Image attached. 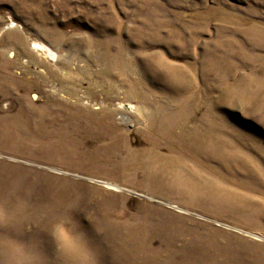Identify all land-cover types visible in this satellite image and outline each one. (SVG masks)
Instances as JSON below:
<instances>
[{
	"label": "rangeland",
	"instance_id": "1",
	"mask_svg": "<svg viewBox=\"0 0 264 264\" xmlns=\"http://www.w3.org/2000/svg\"><path fill=\"white\" fill-rule=\"evenodd\" d=\"M0 264H264V0H0Z\"/></svg>",
	"mask_w": 264,
	"mask_h": 264
},
{
	"label": "bare ground",
	"instance_id": "2",
	"mask_svg": "<svg viewBox=\"0 0 264 264\" xmlns=\"http://www.w3.org/2000/svg\"><path fill=\"white\" fill-rule=\"evenodd\" d=\"M21 42V44H22V41H20ZM110 45V44H109ZM97 46H100L101 47V44H98ZM111 47H113L112 45H111ZM117 48H121V47H117ZM123 49V48H122ZM98 50H99V48H98ZM41 51H43V52H45V54L47 55V54H49L50 56H52L53 57V54H50V53H48V51H47V49H46V46L45 45H43V44H41V49L40 50H38L37 52L38 53H40ZM100 51V50H99ZM119 58H117L116 59V61L119 63V66H122V68L120 67L119 68V71L121 72V76H124L125 78L127 77V79L125 80V82H123V86L124 85H127V87H128V90L126 91V93L128 94V96H129V98L131 99V100H133V102L134 103H136L135 105L136 106H134L133 105V107L131 106L130 107V110H132V109H134V110H136L135 112H136V114L138 113V115H140V117H141V119L142 120H146L147 121V123H148V125H147V127H146V131L147 132H158V135L160 136V137H162V135L163 136H165V134L166 135H169V136H171L172 134H173V132H174V130H175V128H174V130H172V128L174 127V126H177L178 125V123H179V125H180V123L181 124H183V122H181V120L178 118V116L176 115V116H167V117H165V116H163V115H160V114H157V115H155V116H153V117H150L148 114H145L144 112H143V109H144V104H150V105H154V104H156V102H158V101H160V99H161V97L160 96H155L154 97V99L153 100H151V98L149 97V95L147 96V95H145V94H143V93H140V92H138L137 91V89H141V90H145L144 89V85H138V84H136L135 83V81H133L132 79H130V78H128V76H129V72L130 71H133L134 70V68H135V66L133 67V69L132 70H130L129 69V66L130 65H132V61L130 62V60H128V59H125V57L124 56H122V54H120L119 56H118ZM135 58L134 59H137V57L136 56H134ZM92 58H93V60H97V61H105V59L104 58H106V55L104 56V55H100L99 54V52H97V54L95 55V56H92ZM108 60V59H107ZM128 60V61H127ZM131 63V64H130ZM141 64V63H140ZM144 64V63H143ZM143 64H141V66L143 65ZM108 67H110V65H106V70L108 69ZM144 67V66H143ZM146 67V66H145ZM144 69V68H143ZM142 69V73L143 74H149L148 72H145L144 70ZM107 72V71H106ZM98 74V72H96L95 74H94V76L95 75H97ZM151 75V74H150ZM152 77H155V75H151ZM105 80V81H104ZM98 79V80H90V82H91V84H90V86L91 87H93V88H95L96 86L98 87V88H102V89H106V96H110V94H111V92H113L112 93V95H111V97L114 99L115 97H117V96H115V94H117V91L116 90H114L113 89V86H112V83H110L108 80H106V79ZM141 79H137V81H140ZM150 80H153V79H150ZM155 80V79H154ZM80 79H77V80H72L71 81V83L73 84V88H67V87H64L63 88V92H64V94L65 95H68V96H72V97H78V90H77V86L79 85V83H80ZM157 81H158V79H157ZM156 81V82H157ZM112 82V81H111ZM138 83V82H137ZM179 84V83H178ZM16 88H18V87H22L23 89H24V92H27V91H29L30 89H33V88H35V87H37V82L36 81H30V82H23V81H20L19 82V84H16ZM130 87V88H129ZM124 88V87H123ZM125 88H126V86H125ZM135 88H137V89H135ZM135 91V92H134ZM132 95H131V94ZM157 95V94H156ZM35 98L36 97H38V96H34ZM93 98V96H87L86 97V99H89V100H91ZM107 102L108 101H105L104 102V107L103 108H105L104 109V111H103V115L105 116V120H106V123H107V125L109 124L110 125V128L112 129V130H115V131H118V132H121L122 133V129L120 128V127H117V125L114 123V115L111 113V110L110 109H107L106 108V106H107ZM132 103V102H131ZM109 106V105H108ZM82 108H85V107H82ZM102 108V109H103ZM183 112V111H182ZM84 114V113H83ZM177 114V113H176ZM179 114H182V113H179ZM183 117H185V115L183 116ZM182 116H181V118H183ZM93 121H91V120H89L90 122H92V123H94V121H95V123H97L98 125L100 124V122H102V119H99V121H96V120H94L95 119V117H92L91 118ZM122 119H124L125 121H127L128 120V118L127 119H125L124 117L122 118ZM185 118H183V120H184ZM186 120V119H185ZM203 120V119H202ZM85 123V124H87V125H91L92 123ZM185 123V122H184ZM188 123V122H187ZM201 123V122H200ZM177 124V125H176ZM198 125V124H197ZM181 126V125H180ZM92 127V126H91ZM179 127V126H178ZM197 127V126H196ZM197 129V128H196ZM206 129V128H205ZM208 130V129H207ZM210 130V129H209ZM208 130V131H209ZM162 131L164 132V133H162ZM197 132V131H196ZM198 132H199V130H198ZM210 132V131H209ZM113 133V132H112ZM201 134H203V133H201ZM192 135H194V134H192ZM196 135V134H195ZM194 135V136H195ZM206 135V134H205ZM158 136V137H159ZM174 136V135H173ZM193 136V137H194ZM209 136V135H208ZM207 136V137H208ZM190 137V136H189ZM195 137H197V136H195ZM206 137V138H207ZM191 138V137H190ZM201 139V138H200ZM203 139V138H202ZM205 139V138H204ZM190 140V139H189ZM194 140V139H193ZM206 141V143H207V146H209L208 145V142H209V139L208 140H205ZM201 142V141H200ZM191 143V142H190ZM195 143H196V141H195ZM210 143V142H209ZM225 143V142H224ZM227 143V142H226ZM194 144V143H193ZM202 144H203V142H202ZM196 145V144H195ZM203 146V145H202ZM191 147V146H190ZM201 147V146H200ZM199 147V148H200ZM204 147V146H203ZM206 147V146H205ZM209 147H211V146H209ZM202 148V147H201ZM214 148V147H213ZM207 150H209V149H207ZM212 150V149H211ZM214 150V149H213ZM220 152V151H219ZM226 155V154H225ZM230 155V154H229ZM233 155V154H232ZM243 157V156H242ZM159 168V167H158ZM160 170H162V168H159Z\"/></svg>",
	"mask_w": 264,
	"mask_h": 264
}]
</instances>
